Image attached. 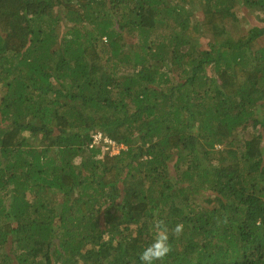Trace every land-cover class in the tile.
<instances>
[{
	"label": "trees",
	"instance_id": "1",
	"mask_svg": "<svg viewBox=\"0 0 264 264\" xmlns=\"http://www.w3.org/2000/svg\"><path fill=\"white\" fill-rule=\"evenodd\" d=\"M157 218L156 264H264V0H0V264H141Z\"/></svg>",
	"mask_w": 264,
	"mask_h": 264
},
{
	"label": "clouds",
	"instance_id": "2",
	"mask_svg": "<svg viewBox=\"0 0 264 264\" xmlns=\"http://www.w3.org/2000/svg\"><path fill=\"white\" fill-rule=\"evenodd\" d=\"M125 147V146H124ZM154 237L152 242L145 247L140 254L141 264H156L157 261H163L165 257L172 251V246L169 242V228L162 219L153 221ZM184 230L183 223H177L172 228V233L179 237Z\"/></svg>",
	"mask_w": 264,
	"mask_h": 264
},
{
	"label": "built area",
	"instance_id": "3",
	"mask_svg": "<svg viewBox=\"0 0 264 264\" xmlns=\"http://www.w3.org/2000/svg\"><path fill=\"white\" fill-rule=\"evenodd\" d=\"M92 145H102L104 150L110 154H116L123 148L122 144H118L111 138L103 135L101 131L92 133Z\"/></svg>",
	"mask_w": 264,
	"mask_h": 264
},
{
	"label": "rangeland",
	"instance_id": "4",
	"mask_svg": "<svg viewBox=\"0 0 264 264\" xmlns=\"http://www.w3.org/2000/svg\"><path fill=\"white\" fill-rule=\"evenodd\" d=\"M253 18H255V19H258V16H257V15H256V16L254 15V17H253ZM255 19H254V20H255ZM122 149H125V147L123 146V148H122Z\"/></svg>",
	"mask_w": 264,
	"mask_h": 264
}]
</instances>
